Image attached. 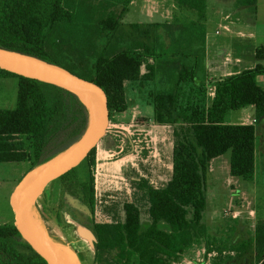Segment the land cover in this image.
I'll list each match as a JSON object with an SVG mask.
<instances>
[{"label": "trees", "instance_id": "obj_1", "mask_svg": "<svg viewBox=\"0 0 264 264\" xmlns=\"http://www.w3.org/2000/svg\"><path fill=\"white\" fill-rule=\"evenodd\" d=\"M176 1L200 18L206 15L207 0ZM132 2L0 0V49L65 68L97 83L112 100L115 113L128 109L126 82L150 81L158 73L167 78L171 91L155 92L151 97L155 122L174 128L172 177L163 188H154L143 179L134 182L149 203L151 225L143 229L141 209L128 202L123 222L95 223L93 219L92 230L97 253L118 252L106 264H177L208 235L204 214L210 162L229 154L233 177L245 182L255 178L256 127L230 125L228 118L233 111L253 106L257 120L264 119V89L257 82L264 76V65L208 81L202 76L204 39L202 48L193 47L205 38L202 26L196 24H156L146 29L132 24L136 40L126 47L120 45V39L117 47L111 45ZM237 6L257 15L258 0H238ZM154 26L165 30L170 40L167 48L163 43L145 41L151 39ZM103 37L108 44L100 49L98 42ZM257 56L263 59V50L258 49ZM143 67L147 73L141 75ZM10 78L18 81L17 106L0 109V162L27 163L31 173L79 138L89 123V111L80 97L65 89L0 68V79ZM208 84L215 93L211 107ZM96 156L97 148L79 167L49 186L86 208L92 218L97 205ZM253 247L264 258V224L257 225L250 243H241L233 251ZM0 264L45 263L10 222L0 226Z\"/></svg>", "mask_w": 264, "mask_h": 264}, {"label": "rangeland", "instance_id": "obj_2", "mask_svg": "<svg viewBox=\"0 0 264 264\" xmlns=\"http://www.w3.org/2000/svg\"><path fill=\"white\" fill-rule=\"evenodd\" d=\"M237 1L207 0L206 15L203 18L197 15L198 19H205V22L189 24L201 25L203 34L210 36L217 44L227 43L228 28L232 26L230 21L241 25V20L248 17L247 14H237L240 10ZM141 2L133 0L129 12L121 21L118 36L110 39L111 45H119L117 41L120 39V45L126 47L136 40L137 33L132 24H146L153 20L164 23L157 25H166L165 22L170 21L167 15L174 17L171 0H166V10H171L166 15L162 12L161 1L158 7L149 8ZM258 5L257 15L254 16L264 21V0H259ZM187 13L190 19L193 18V13ZM165 35L163 28L154 26L151 39L144 40L150 45H159ZM107 44L108 39L103 37L98 47L102 49ZM146 71V68H142L141 75L146 74ZM10 79H0V109L3 110H14L17 106L18 81ZM147 85L146 81L127 82L128 109L113 115L108 134L97 147V162L93 171L97 196L94 218L86 208L62 195L54 186L48 187L36 205L30 208L27 219L30 221L31 234L73 264H106L107 259L115 258L118 253L116 250L102 254L96 252V238L90 235H94L92 220L95 223L123 222L124 204L134 202L141 209L143 229H147L151 223L149 203L134 182L143 179L154 188H163L171 179L174 128L162 127L155 122L149 94L156 91V85L151 86L149 92L146 90ZM252 115L250 108L246 107L233 112L228 119L233 123H246ZM29 168L27 163L0 162V226L11 222L9 201ZM226 181H219L215 191L209 194L204 214V223H209V226L206 225L207 237L188 250L177 264H255L263 259L257 255L254 247L238 253L233 249L254 239L256 228L253 224H264V181L259 183L256 198L242 203L241 200L230 203L231 196L235 195L230 193L231 185H226ZM232 204L237 218L232 216ZM246 216L252 220L245 219ZM231 221L236 223L235 226H231ZM161 227L166 228L163 224ZM209 254H212L211 260Z\"/></svg>", "mask_w": 264, "mask_h": 264}, {"label": "water", "instance_id": "obj_3", "mask_svg": "<svg viewBox=\"0 0 264 264\" xmlns=\"http://www.w3.org/2000/svg\"><path fill=\"white\" fill-rule=\"evenodd\" d=\"M0 68L65 89L80 97L88 107L89 123L79 138L65 152L29 173L14 190L9 201L14 232L38 258L45 264H73L31 234L27 216L43 192L79 167L107 136L115 113L114 104L97 83L32 57L0 49ZM90 235L95 238V235Z\"/></svg>", "mask_w": 264, "mask_h": 264}, {"label": "crops", "instance_id": "obj_4", "mask_svg": "<svg viewBox=\"0 0 264 264\" xmlns=\"http://www.w3.org/2000/svg\"><path fill=\"white\" fill-rule=\"evenodd\" d=\"M160 1L163 5L162 12L165 15L169 14L171 10L169 9L166 10V0H142L141 3L143 6L149 8L151 6L158 7ZM171 2L173 3L171 5V8L174 9V17H170L167 15L168 20L170 21L165 22L166 24L171 25V24H184V22H186V24H189L190 22L191 23H200V22L204 23L205 22V19L204 20L198 19L197 14H194L193 12L191 13H193L194 16L193 18L190 19L187 13L188 10L182 9L178 5L176 0H171ZM258 8H259V5H258ZM237 14L238 15L247 14L246 16L248 17L245 18L246 20H241V25H236V22L230 21V24L232 26L228 28L229 40L227 43L217 44L215 41L212 40L210 36L206 35L205 38L203 37L200 38L199 42L198 43L196 42L197 44L193 45L195 49H198V48H202V45L205 42V46H204L205 55H204L203 60L201 61L202 68H203L202 76L204 75L207 76V79L210 82H215V81L227 78V77H232V76L241 74L245 70L253 69L259 63L264 65L263 64L264 58L259 59L257 56L258 49L263 50V54H264V21L261 19H256L257 16L252 15L249 8L247 7H241ZM249 15H250V18H249ZM149 16L152 17L151 15ZM135 24H139V23H135ZM151 24L156 25V24H164V23H159V22H155L151 20L149 23H146V24L143 23L139 25L143 28ZM203 39H204V42H202ZM160 42H161L160 44L162 43L164 44V45L162 44L164 48H167L170 45V40L167 35H165V37H162V40ZM7 80H11V79H7ZM257 82L264 89V76L258 77ZM146 83H148V85L146 86V90H148V92L151 90V86L156 85V91H151L149 94V99L152 101L151 102L152 106H153V99L151 97L152 93H155V92L162 93V92L171 91V87H172V85L169 83L167 78L163 76L161 73H158L156 78L150 81H146ZM126 84L127 82L125 83V87H126ZM208 85H209L208 106L211 107L214 102L215 93H214L213 86L211 84H208ZM127 93L128 92L126 91V94ZM249 108L251 112L253 113L250 121L246 123H233L228 119V124L230 125H253L256 127L255 178L252 182H245L242 179L233 177L231 175L229 154L213 159L210 162L209 172L207 176V185H208L207 204H208V197H209L210 192L215 191L216 184L219 181H222L224 183V181H226L227 179L225 184L231 185L230 193L235 196H231L230 203L233 202L234 200H238V201L241 200V203H242V201H247L248 199L250 200V198L252 197L256 198L255 194L258 193L259 191V183H262L264 181L262 180L264 178V119L257 120L255 107L250 106ZM232 113L230 114L229 117L232 116ZM162 127H165V126H162ZM170 170H171V177H172L173 162H172ZM29 173L27 171L23 179L26 178V176ZM247 186H250V187L248 188ZM248 218H250V216H248ZM248 218L246 216L245 219H248ZM235 224L236 223L232 222L231 226H235ZM206 225L209 226V223H206ZM257 225H259V222L256 225L253 224L252 226H255L256 228ZM58 243H64V242L58 241Z\"/></svg>", "mask_w": 264, "mask_h": 264}, {"label": "built area", "instance_id": "obj_5", "mask_svg": "<svg viewBox=\"0 0 264 264\" xmlns=\"http://www.w3.org/2000/svg\"><path fill=\"white\" fill-rule=\"evenodd\" d=\"M233 207H235V206H233V204L231 205V207H230V210H232V216L234 217V218H237V212L236 211H234L233 212ZM208 258H209V260H211L212 259V254H209L208 255ZM255 264H264V258L263 259H261V260H259V261H257Z\"/></svg>", "mask_w": 264, "mask_h": 264}]
</instances>
